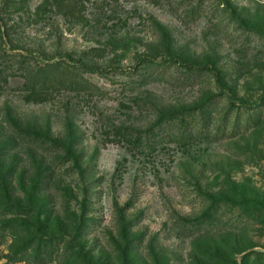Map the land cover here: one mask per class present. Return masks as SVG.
<instances>
[{
  "label": "rangeland",
  "instance_id": "rangeland-1",
  "mask_svg": "<svg viewBox=\"0 0 264 264\" xmlns=\"http://www.w3.org/2000/svg\"><path fill=\"white\" fill-rule=\"evenodd\" d=\"M196 2L26 0L7 20L15 52L109 45L125 66L99 60L81 73L89 89L28 101L24 78H7L0 195L41 207L48 247L38 260L35 246L22 254L36 218L17 237L9 224L20 217L0 216V264H231L237 238L264 252L254 202L264 203V0H207L184 14ZM167 47L192 68L163 56L135 66ZM7 120L34 134L16 135ZM211 197L221 200L211 222L178 234L176 215L201 216Z\"/></svg>",
  "mask_w": 264,
  "mask_h": 264
},
{
  "label": "trees",
  "instance_id": "trees-1",
  "mask_svg": "<svg viewBox=\"0 0 264 264\" xmlns=\"http://www.w3.org/2000/svg\"><path fill=\"white\" fill-rule=\"evenodd\" d=\"M25 1L26 0H0V96H2L5 89H7V78L10 75H14L15 73L24 78L20 88V91H22L21 97L25 101H28L35 95H52V92H56V89L59 87H63L65 90L74 91L76 93L89 89V84L85 81V79H83L81 73L84 71H94L95 66H99L97 63L99 60L104 61V63L108 64V66H125L121 65L119 60H116V57L118 56L117 51L109 45H96L78 51L65 50L54 54H50L44 49L37 51V55H34V53L31 52H15V48L10 46L9 42L11 40L10 31L17 27V23L15 22L14 24L8 25L7 20L17 11L24 9ZM160 1L161 0H158V2ZM205 1L207 0H197V4H195V6H191V9L187 10L184 14L200 10ZM211 1L216 2L219 0ZM33 14L34 13L28 15L27 19ZM150 20L155 27L159 28L158 32L161 39L169 41V30L166 28L163 30L162 25L156 21L153 16H151ZM167 48V52L164 53L157 52L156 54L152 55L136 56L135 59L137 60V64L135 66H149L151 63L156 62L157 57L163 56V60H168L172 64L178 63L180 65L182 64L183 66H187L189 69L192 68V65L189 62L186 60H181V58L173 54L172 49L170 50V47ZM115 63L118 64L114 65ZM210 70L211 72L213 71V69ZM207 71H209V69ZM6 123H9V121L7 120ZM9 124L14 130V133L18 136H32L34 134L31 131L24 130L17 123ZM6 175L7 172L4 174V176H0L1 191L3 190V186L5 184L3 181L4 178L7 177ZM22 187H25V185L23 184ZM19 191L24 193L25 189H21ZM0 198V207L2 208L0 210V216L9 214L20 217L19 220H21V223L17 222L9 224L14 227L12 233L17 237H19L21 233L25 231L26 227L29 226L28 223L30 222H28L26 219L36 218V220H33L32 222L35 224L37 221H40L42 215H46L45 212H41V207L33 208L34 206L32 203H29L28 206H24L16 202L19 199L16 194L6 195L2 193ZM12 200L14 203H10ZM210 201L209 208H207L201 214V216L197 218L176 215V219L179 220V222L176 223V226L179 229L177 230V233H186L187 230L184 225L187 224L205 223L207 221L211 222L210 219L214 214L212 210L217 211V208L220 206L219 202L221 200L211 197ZM254 202H256L262 211H264L263 202L257 200ZM125 205L127 206L128 202ZM173 217L175 218V214ZM34 227L35 230L30 229V231L28 230L27 232L29 238L28 240H24L25 249L23 250L24 252H22V254L26 253L28 249L35 246L34 258L38 260L41 259L42 256L47 255L46 249H42L47 248L48 246L40 244L41 242H45V235L42 234V231L44 228H46V226H41L40 224L36 223V226ZM37 228L39 229L36 230ZM205 232L206 234L210 233L208 230ZM238 239L242 240L237 238L231 245V264H238L235 256L247 249L250 250L241 255V264H259L256 262V260L259 256L264 257V252L251 249L254 246V244L251 242L250 244H244L241 242L242 245H240Z\"/></svg>",
  "mask_w": 264,
  "mask_h": 264
}]
</instances>
